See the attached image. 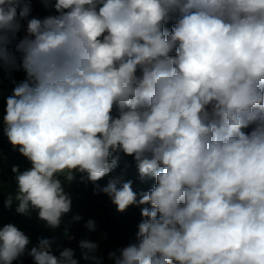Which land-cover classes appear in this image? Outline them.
I'll return each instance as SVG.
<instances>
[{
    "label": "clouds",
    "instance_id": "obj_1",
    "mask_svg": "<svg viewBox=\"0 0 264 264\" xmlns=\"http://www.w3.org/2000/svg\"><path fill=\"white\" fill-rule=\"evenodd\" d=\"M40 3L55 14L0 0V74L13 84L3 133L31 164L12 168L5 207L59 228L78 173L118 212L141 209L136 242L112 264H264V0ZM121 154L150 190L113 175ZM54 243L8 223L0 264H79ZM79 248L104 264L96 242Z\"/></svg>",
    "mask_w": 264,
    "mask_h": 264
},
{
    "label": "trees",
    "instance_id": "obj_2",
    "mask_svg": "<svg viewBox=\"0 0 264 264\" xmlns=\"http://www.w3.org/2000/svg\"><path fill=\"white\" fill-rule=\"evenodd\" d=\"M32 4L33 17L43 18L47 15L55 14L54 10L45 9L40 0H32ZM171 26V23L167 25L169 28ZM23 78L22 72L15 73L17 81ZM12 88L13 84L11 81L0 74V228L12 223L30 238L32 245H35L38 243L39 238H44L40 234L43 221L39 220L31 223L29 217L33 212L36 213L35 211H32L30 215H21L16 213L15 203L11 209L6 208L4 204L7 196L9 194L14 196L17 191L12 168L18 166L21 171H24L31 167L30 162L25 157L18 151L13 150V146L3 133V116L6 108L5 97L11 94ZM119 165L113 175L126 171L127 179H131L134 182V191H148L155 184L154 179L141 181L134 158L121 154ZM107 180L108 177L97 183L103 186L107 183ZM73 191L74 197L71 198L72 208L70 213L64 216L58 228L60 233L65 238L73 236L74 240H76L75 243L85 240V237L96 238L95 240L99 245L96 255L103 257L104 264H112L108 259L109 252L136 242L138 224L142 219L141 209L136 206H130L124 213L118 212L108 196L103 193L100 195L94 194L95 189L91 182L82 183L80 174H77V183ZM76 215H80L83 219L80 222L73 223L72 218ZM89 219L94 220L97 224L95 232H89L84 226ZM49 237L52 240L53 233ZM81 263L88 264L83 259ZM14 264H33V260L25 255L20 261L14 262Z\"/></svg>",
    "mask_w": 264,
    "mask_h": 264
},
{
    "label": "rangeland",
    "instance_id": "obj_3",
    "mask_svg": "<svg viewBox=\"0 0 264 264\" xmlns=\"http://www.w3.org/2000/svg\"><path fill=\"white\" fill-rule=\"evenodd\" d=\"M77 174H76V179L73 182H71L70 184L65 183V191L70 194L71 198L74 197L73 196L74 195L73 190H74V187L77 183ZM61 179H63V177H61ZM29 221L31 223L36 222V221L38 222L39 219L37 218V213L33 212L29 217ZM52 233H53L52 240L55 241V243L52 246L54 254H56L58 256L59 251L63 250L64 248H71L74 250L75 258H77L79 260V264H82L81 263L82 257H81V250L79 248V243H75L76 240H74L72 238V236L69 238H65L64 236H62V234L60 233L58 228L51 229V228L46 226L45 222H43L42 226H41V231H40L41 236L49 239L50 238L49 236H51ZM95 239L90 238V237L89 238L85 237V240H91V241L97 243V241ZM75 245H77V246H75Z\"/></svg>",
    "mask_w": 264,
    "mask_h": 264
},
{
    "label": "built area",
    "instance_id": "obj_4",
    "mask_svg": "<svg viewBox=\"0 0 264 264\" xmlns=\"http://www.w3.org/2000/svg\"><path fill=\"white\" fill-rule=\"evenodd\" d=\"M72 238L74 239V237L72 236Z\"/></svg>",
    "mask_w": 264,
    "mask_h": 264
}]
</instances>
